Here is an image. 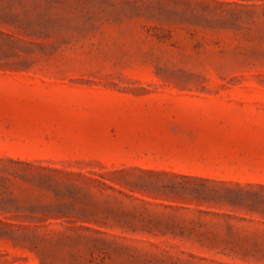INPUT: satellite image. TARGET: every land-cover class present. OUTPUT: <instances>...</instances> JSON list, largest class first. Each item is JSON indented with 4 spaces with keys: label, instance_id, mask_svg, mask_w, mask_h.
Instances as JSON below:
<instances>
[{
    "label": "rangeland",
    "instance_id": "1",
    "mask_svg": "<svg viewBox=\"0 0 264 264\" xmlns=\"http://www.w3.org/2000/svg\"><path fill=\"white\" fill-rule=\"evenodd\" d=\"M0 264H264V0H0Z\"/></svg>",
    "mask_w": 264,
    "mask_h": 264
}]
</instances>
